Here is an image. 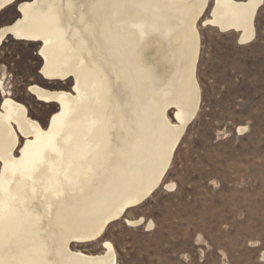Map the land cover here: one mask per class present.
Masks as SVG:
<instances>
[{
  "label": "bare ground",
  "instance_id": "obj_1",
  "mask_svg": "<svg viewBox=\"0 0 264 264\" xmlns=\"http://www.w3.org/2000/svg\"><path fill=\"white\" fill-rule=\"evenodd\" d=\"M15 5L0 49L39 45L44 80L72 88L29 87L58 108L43 127L0 68V264H118L108 240L76 247L122 219L153 230L126 215L175 188L165 179L202 106L199 25L250 45L264 0H0V14Z\"/></svg>",
  "mask_w": 264,
  "mask_h": 264
},
{
  "label": "rangeland",
  "instance_id": "obj_2",
  "mask_svg": "<svg viewBox=\"0 0 264 264\" xmlns=\"http://www.w3.org/2000/svg\"><path fill=\"white\" fill-rule=\"evenodd\" d=\"M16 16V5L3 11L0 27ZM199 28L202 106L165 179L175 188H159L126 215L153 221V230L122 219L100 242L76 248L98 254L108 240L118 264H264V252L250 244L264 238V5L250 45H239L237 34ZM39 49L9 37L0 49V68L13 98L46 127L58 108L38 102L29 87L71 91L72 81H45ZM240 127L247 132L239 134Z\"/></svg>",
  "mask_w": 264,
  "mask_h": 264
},
{
  "label": "snow or ice",
  "instance_id": "obj_3",
  "mask_svg": "<svg viewBox=\"0 0 264 264\" xmlns=\"http://www.w3.org/2000/svg\"><path fill=\"white\" fill-rule=\"evenodd\" d=\"M129 211H137V209L135 208H130ZM251 246H253L257 251L259 252H264V238L260 239V240H255L253 239L251 242H250ZM203 246V245H202ZM110 247V245H109ZM264 258V257H262Z\"/></svg>",
  "mask_w": 264,
  "mask_h": 264
}]
</instances>
